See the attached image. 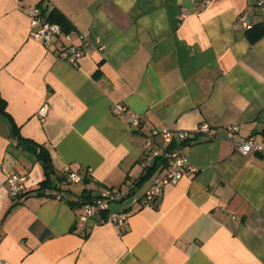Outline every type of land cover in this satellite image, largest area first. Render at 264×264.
Instances as JSON below:
<instances>
[{
  "label": "crops",
  "instance_id": "1",
  "mask_svg": "<svg viewBox=\"0 0 264 264\" xmlns=\"http://www.w3.org/2000/svg\"><path fill=\"white\" fill-rule=\"evenodd\" d=\"M258 2L0 0L3 264H264V153L243 154L226 139L230 123L239 138L264 136V35L250 42L237 22L247 13L251 25H264ZM32 5L46 16L64 14L72 42L92 52L72 65L54 45L31 38L25 8ZM117 102L141 117L140 130L112 113ZM203 122L216 133L186 143L192 169L145 204L152 181L137 182L149 129L193 130ZM40 147L52 179L66 165L91 167L87 182L12 197L7 173L24 174L26 191L44 178ZM131 184L134 199L109 206L128 211L122 230L93 218L77 225L74 201L83 188L97 195Z\"/></svg>",
  "mask_w": 264,
  "mask_h": 264
},
{
  "label": "built area",
  "instance_id": "2",
  "mask_svg": "<svg viewBox=\"0 0 264 264\" xmlns=\"http://www.w3.org/2000/svg\"><path fill=\"white\" fill-rule=\"evenodd\" d=\"M208 1H205L207 4ZM258 4L264 10V0H259ZM30 18V37L40 41L46 45H54L58 58L64 59L72 65H77L80 58L92 52V47L86 43L78 46L72 42L71 34L65 30L58 22H53L47 18L40 6L32 5L25 8ZM244 29L250 28L252 25L248 22L247 13H241L237 21ZM47 113L45 106L38 111L40 117H44ZM112 113L115 115H124L128 124L134 129L140 130L142 127L141 117L128 110L126 105L122 103H114L112 105ZM238 125L230 123L226 125V139L233 142L237 151L247 154L249 152L264 153V136L257 138L255 135H249L244 138L237 137ZM215 127L208 123H200L193 130L176 129L174 127H152L146 134L144 142L143 156L141 164L143 168H147L158 159L162 161V166L156 171V175L143 195L145 204L153 202L162 189L167 184L177 183L187 169H192L187 165V157L184 152V146L190 142L195 135L204 134L211 138L215 135ZM64 173L70 182H81L85 176L92 172L91 167H87L84 171L73 170L70 166L64 167ZM25 175L22 173L10 172L5 175L4 184L9 190L12 197H18L26 191ZM130 185L118 188H106L97 194L93 200L84 203L78 212L76 223L78 226L84 227L89 219L93 218L97 223L109 222L117 229L122 230L128 222L129 213L127 210H110V203L113 201L127 200L130 193ZM105 212V215L102 213ZM3 264V261H0Z\"/></svg>",
  "mask_w": 264,
  "mask_h": 264
},
{
  "label": "trees",
  "instance_id": "3",
  "mask_svg": "<svg viewBox=\"0 0 264 264\" xmlns=\"http://www.w3.org/2000/svg\"><path fill=\"white\" fill-rule=\"evenodd\" d=\"M47 18L53 22H58L59 24L62 25V27L65 30L71 28L68 18L64 14L57 12L55 9L49 13ZM245 34L250 42H255L258 38L264 35V25H262L261 23L254 24L250 28L245 29ZM5 111H6V101L0 95V113H5ZM18 141L19 143L25 144L29 140L23 137H18ZM38 157L42 161V167L44 170V178L40 181L37 188L25 191L24 193H22L21 195L17 197L19 199L22 197H28L30 195H36V196L44 195L47 190L53 191L52 194L55 195L57 192H60L63 190L62 189L63 182H65L66 184L70 182L69 179L67 178L66 173L64 172L62 174H57L55 172L56 177L55 179H52L54 170L52 167L51 158L49 156V153L44 147H40L39 152H38ZM161 166H162V161L156 159L151 166L144 169V173L138 180L137 184L149 178ZM88 177L89 176H85L82 181L87 182ZM129 187H130V193L128 197L133 195L135 192V188L134 186H132V184ZM96 197L97 195L92 193V189L83 188L78 199L74 202L77 206L81 207L84 203L89 202ZM102 215H105V212H103Z\"/></svg>",
  "mask_w": 264,
  "mask_h": 264
},
{
  "label": "water",
  "instance_id": "4",
  "mask_svg": "<svg viewBox=\"0 0 264 264\" xmlns=\"http://www.w3.org/2000/svg\"><path fill=\"white\" fill-rule=\"evenodd\" d=\"M24 147H25L27 150L32 151V152H36V151H37V147L34 146V145L31 144V143H26V144L24 145ZM132 200H133V197H129V198L126 200V203H129V202L132 201Z\"/></svg>",
  "mask_w": 264,
  "mask_h": 264
},
{
  "label": "rangeland",
  "instance_id": "5",
  "mask_svg": "<svg viewBox=\"0 0 264 264\" xmlns=\"http://www.w3.org/2000/svg\"><path fill=\"white\" fill-rule=\"evenodd\" d=\"M153 174H154V175H153ZM153 174H152V175H153V177H154V176L156 175V173L154 172ZM153 177L150 176L148 180H149V181H152V180H153ZM147 182H148V181H147ZM147 182H146L144 185H142L140 188H141V189H144V188L146 187V185H147ZM139 191L141 192V190H139Z\"/></svg>",
  "mask_w": 264,
  "mask_h": 264
}]
</instances>
